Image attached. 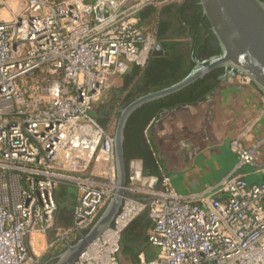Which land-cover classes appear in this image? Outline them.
<instances>
[{"label":"built area","instance_id":"built-area-1","mask_svg":"<svg viewBox=\"0 0 264 264\" xmlns=\"http://www.w3.org/2000/svg\"><path fill=\"white\" fill-rule=\"evenodd\" d=\"M176 1L25 0L0 22V264H38L30 237L54 228L62 184L78 190L67 240L103 212L117 187L114 136L90 111L114 77L151 59L158 41L138 14ZM259 102L264 113L263 93ZM243 140L230 143L239 163L215 189L222 198L204 206L180 197L168 177L160 188L130 177L112 225L74 264H119L122 232L143 212L158 253L137 264H264V180L239 173L256 164L259 144Z\"/></svg>","mask_w":264,"mask_h":264},{"label":"crops","instance_id":"crops-1","mask_svg":"<svg viewBox=\"0 0 264 264\" xmlns=\"http://www.w3.org/2000/svg\"><path fill=\"white\" fill-rule=\"evenodd\" d=\"M24 5L25 0H7L6 5L0 4V22L20 13ZM136 24L138 25L137 19ZM163 50L167 51L164 47ZM168 57L151 56L145 68L150 70L149 80L156 81V85L166 84L176 73L169 71V78L160 77L159 64ZM119 76L114 77L112 82ZM261 94L254 85L236 76L222 82L212 94L197 104L160 111L144 131L148 149L161 169V177L154 176L157 177L155 186H158L163 177H168L180 197L197 201L203 206L211 198H222L215 189L237 168L239 156L232 150L230 143L238 137H243L247 148L259 144L256 164L244 166L239 169V173L249 183L264 180V113L259 102ZM205 117L207 122L201 123ZM96 170L97 168L92 169L93 172ZM143 176L153 175H146L143 167ZM66 185L65 188L57 189L59 211L53 230L59 227L58 232H65L71 224L77 203L76 186L72 183ZM43 238L49 245L48 235L32 234L30 239L33 250H46L42 244ZM157 253L158 247L151 244L149 250L139 255V259L142 257L151 260Z\"/></svg>","mask_w":264,"mask_h":264},{"label":"trees","instance_id":"trees-1","mask_svg":"<svg viewBox=\"0 0 264 264\" xmlns=\"http://www.w3.org/2000/svg\"><path fill=\"white\" fill-rule=\"evenodd\" d=\"M84 1L90 2L91 0ZM186 1L180 0L160 8H149L138 14V27H142L145 33H153L157 41L170 53L169 57L164 58L159 64L160 77L169 78V71L176 73L166 84L156 85V81L149 80L150 70L145 69L147 65L144 68L130 66L126 74H131L132 79L128 80L122 87L113 89L114 98L104 104H96L90 111V114L106 131L111 132L109 128L112 124L116 126L120 111L129 103L138 97L168 87L183 79L195 66L192 60L193 54L200 59H210L221 53L217 39L202 11L198 25L189 23L182 17L181 10ZM195 1L198 2V0ZM151 22H154V25L146 30L145 26ZM168 67H170L169 70ZM224 74L223 68L219 71L216 70L165 98L150 101L137 109L131 115L125 132L127 160L139 158L143 162L146 175L161 177V169L145 142L144 131L146 127L160 111H171L183 105L197 104L212 94L222 82L230 79V77L223 78ZM160 185L161 183L158 184L157 188H160ZM65 187H67L66 184L60 186V188ZM132 196L138 197L140 195L133 194ZM70 225L67 226V229L70 228ZM151 227L152 222L149 220L147 212H143L122 232L121 264H124V259H130L133 264H137L139 255L149 250L151 243L148 240V232ZM55 230L57 229L51 232L50 243L58 240L56 238L53 240ZM86 230L71 234L68 240L70 242L75 241ZM54 246L57 248V253L53 257H56L66 248V243L59 241ZM51 257L49 256V258Z\"/></svg>","mask_w":264,"mask_h":264},{"label":"water","instance_id":"water-1","mask_svg":"<svg viewBox=\"0 0 264 264\" xmlns=\"http://www.w3.org/2000/svg\"><path fill=\"white\" fill-rule=\"evenodd\" d=\"M203 16L210 25L221 53L202 61L192 55L193 69L180 81L138 97L120 111L114 136L117 187L107 206L85 233L73 242L66 240V248L56 257L38 264H74L88 245L109 228L128 197L130 177L144 188H155L157 177L143 176L142 160L128 161L125 151L126 127L131 115L144 104L165 98L185 88L219 68L223 78L236 76L250 80L264 94V1L263 0H198ZM158 42L152 56H169ZM59 205L57 203V214ZM56 223V220H55ZM53 261V263H51Z\"/></svg>","mask_w":264,"mask_h":264},{"label":"rangeland","instance_id":"rangeland-1","mask_svg":"<svg viewBox=\"0 0 264 264\" xmlns=\"http://www.w3.org/2000/svg\"><path fill=\"white\" fill-rule=\"evenodd\" d=\"M153 25H154V22H151L149 25L145 26L146 27L145 29L148 30ZM131 79H132V75L131 74H124V75H121V76L115 78L114 81L112 82L111 86L109 87V89L104 93V95H103L102 99L100 100L99 104H104V103L110 101V99L114 98V92H113L114 90L113 89L114 88L117 89L119 87H122L128 80H131ZM203 122H207L206 117H205V119L203 118L201 120V123H203ZM109 130L111 131V133L114 132V130H115L114 124L111 125V127L109 128ZM58 228L54 232L53 240H54V238H56L58 240L61 239V238H65L64 231L63 230H59V232H58ZM52 231H54V230H51L49 232V234H46V236L48 235V243H49V245L47 244L46 239L43 238L44 239V242L42 241V244H43V247H45L44 249H46L45 251L42 252V250H40V248H35L36 250H33L34 248H32V245H31V252H32V254H34L36 256L37 255H40L41 257H39V258H40V261H42V262H45V261L49 260L50 259L49 256H52L53 257L57 253V248L55 246L50 247V240H51L50 239V235H51V232ZM66 240L67 239L65 238L64 239V242ZM124 263H126V264H133L130 259H124Z\"/></svg>","mask_w":264,"mask_h":264},{"label":"flooded vegetation","instance_id":"flooded-vegetation-1","mask_svg":"<svg viewBox=\"0 0 264 264\" xmlns=\"http://www.w3.org/2000/svg\"><path fill=\"white\" fill-rule=\"evenodd\" d=\"M200 13H201L200 6L198 5V2H196L195 0H187L185 4L182 6V10H181L182 17L185 18L189 23L192 22L198 25L199 20H201ZM201 60L204 61L207 59L201 58ZM220 69L221 68L217 69V71H219ZM132 160H137V158Z\"/></svg>","mask_w":264,"mask_h":264}]
</instances>
